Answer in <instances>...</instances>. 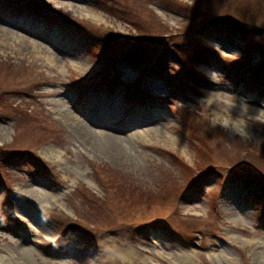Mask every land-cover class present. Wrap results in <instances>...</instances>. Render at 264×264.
Here are the masks:
<instances>
[{"label": "rangeland", "instance_id": "rangeland-1", "mask_svg": "<svg viewBox=\"0 0 264 264\" xmlns=\"http://www.w3.org/2000/svg\"><path fill=\"white\" fill-rule=\"evenodd\" d=\"M259 250L264 0H0L5 263L261 264Z\"/></svg>", "mask_w": 264, "mask_h": 264}, {"label": "bare ground", "instance_id": "bare-ground-1", "mask_svg": "<svg viewBox=\"0 0 264 264\" xmlns=\"http://www.w3.org/2000/svg\"><path fill=\"white\" fill-rule=\"evenodd\" d=\"M232 100L238 101L241 105H239V109L241 108L242 110L244 109L243 107H247L244 106L245 102L242 101L240 102L236 96L232 95L230 97ZM244 104V105H243ZM236 106V105H234ZM70 118L72 119V116H70ZM99 123L103 124L104 122L102 121H98ZM78 129L81 130V132H83L84 136L88 139V140H94V139H98V143L101 145V147H103V150H105L107 153H109L110 155L113 156V158H128V159H132L134 157V154L132 153V150L130 148L129 145V141L125 140L123 137L115 135L113 133H106V132H96L95 130H93L91 127L86 126L85 124H83L82 122L78 121ZM129 124V123H128ZM128 124L125 125V127L128 126ZM157 132V131H156ZM154 131V134L156 133ZM157 133H161V131H158ZM166 141L170 140L168 137L165 136ZM95 141V140H94ZM171 141V140H170ZM48 153H50L51 155H54L55 151L53 149L48 150ZM123 156V157H122ZM165 230V228H164ZM167 230V228H166ZM182 243H187V240L182 239ZM20 253H22V251L17 252V255L15 257V260L18 262H20ZM257 257L260 261L261 264H264V251L263 250H259L257 252ZM0 264H9V263H5L4 262V258L3 256H0Z\"/></svg>", "mask_w": 264, "mask_h": 264}, {"label": "trees", "instance_id": "trees-1", "mask_svg": "<svg viewBox=\"0 0 264 264\" xmlns=\"http://www.w3.org/2000/svg\"><path fill=\"white\" fill-rule=\"evenodd\" d=\"M222 2H224V1H222ZM222 2H220V3H222ZM201 4V3H200ZM202 4H203V0H202ZM143 15L145 16V17H148L149 18V16L148 15H146V12H144L143 13ZM210 15V13L208 14V16ZM150 20L152 21V18L150 17ZM214 135H215V133H214ZM217 136H218V134L215 136V140L214 141H216V143H217Z\"/></svg>", "mask_w": 264, "mask_h": 264}, {"label": "clouds", "instance_id": "clouds-1", "mask_svg": "<svg viewBox=\"0 0 264 264\" xmlns=\"http://www.w3.org/2000/svg\"><path fill=\"white\" fill-rule=\"evenodd\" d=\"M228 125H229V120H228V119H224V120H223V126H224L225 128H227Z\"/></svg>", "mask_w": 264, "mask_h": 264}]
</instances>
